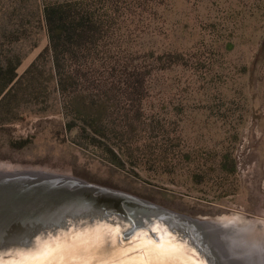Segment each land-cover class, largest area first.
Instances as JSON below:
<instances>
[{"label": "rangeland", "instance_id": "1", "mask_svg": "<svg viewBox=\"0 0 264 264\" xmlns=\"http://www.w3.org/2000/svg\"><path fill=\"white\" fill-rule=\"evenodd\" d=\"M56 1L0 0V62L20 60L19 76L48 45L43 11ZM96 3L101 61L142 75L138 99L99 92L116 133L93 146L94 133L68 130L47 63L0 115L12 120L0 126V170L70 176L195 219L264 220V0Z\"/></svg>", "mask_w": 264, "mask_h": 264}, {"label": "bare ground", "instance_id": "2", "mask_svg": "<svg viewBox=\"0 0 264 264\" xmlns=\"http://www.w3.org/2000/svg\"><path fill=\"white\" fill-rule=\"evenodd\" d=\"M54 180L52 183L42 179L0 181V185L7 188H25L22 183H26L45 197L61 198V201H52L54 207L40 208L37 211L40 215L33 219L24 215L20 218L0 216V256H3L4 264H11L17 252L38 253L41 246L69 237H81L84 241H95V237H100V241L94 248L64 257L68 264H82L83 261L88 264H139L144 257L138 251H132L131 242L135 236L146 243L171 236L186 246L187 259L192 264H245L249 260L264 259V220L249 222L240 216L206 219L210 225L202 224V235H195L180 222L166 216H152L149 208L125 199L111 198L88 188L87 182L80 183L76 178L72 182ZM204 235L210 241L207 248L212 249L215 262L208 259L209 254L204 251L206 247L195 246L188 239L192 237L196 243V236L201 239ZM238 249L243 250L239 252Z\"/></svg>", "mask_w": 264, "mask_h": 264}, {"label": "trees", "instance_id": "3", "mask_svg": "<svg viewBox=\"0 0 264 264\" xmlns=\"http://www.w3.org/2000/svg\"><path fill=\"white\" fill-rule=\"evenodd\" d=\"M43 17L49 42L26 71L20 76L17 74L20 60L15 64L0 62V115L4 111H12L10 103L13 97L20 93L24 96L30 94L41 84V76L49 63L68 119V130L79 126L81 133H94L90 144L99 147L103 137L98 133H116L114 123L102 118L107 108L99 99L102 96L99 92L122 91L125 98L133 101L138 99L137 95L143 89L142 75L134 72L117 74L113 62L108 66L101 61L99 53L107 31L96 0L47 3ZM84 92L89 94L83 95ZM10 122L11 119L0 117V126ZM104 154L111 162L124 167L119 154L112 148L105 149Z\"/></svg>", "mask_w": 264, "mask_h": 264}, {"label": "water", "instance_id": "4", "mask_svg": "<svg viewBox=\"0 0 264 264\" xmlns=\"http://www.w3.org/2000/svg\"><path fill=\"white\" fill-rule=\"evenodd\" d=\"M36 179L38 180L42 179V181L52 183L55 181L54 179H59L60 181L67 180V181L72 182L75 178L72 179L67 176H60V175L57 176L56 174L53 175V174L44 173V172L43 173L34 172V171H11L9 172V171L0 170V181H9V182L10 180L31 181V180H36ZM76 180L79 181L80 183L83 182L79 179H76ZM22 184L25 185V188H15V187L7 188L8 186L6 185H0V216L1 217L20 218L21 215H24V216H28L29 219H33L40 215V213H37V211L40 208L48 209V208L55 206L54 202L52 201L57 200V199H59L58 201H61V198H59L60 196H58L57 198L45 197L44 195L39 194L37 190H33L30 185L26 183H22ZM86 186L91 189L99 190L101 193H103L104 195H108L111 198L114 197V198H118L119 200L125 199L127 201L136 203L140 206L149 208L150 215L155 216V217L156 216H160V217L166 216L167 218L173 219L176 222H180V224L185 226L189 231H192V233L195 235L196 234L198 235V233H201L202 235L203 233L202 224L210 225V223H208L206 219L197 218L198 220H196L194 218L179 215L173 211L165 209L154 203L139 199L137 197H134L132 195H129L123 192H118L115 190L99 187V186L92 185V184L90 186L89 184H87ZM84 200L82 201L91 203L89 202V200H85V201ZM206 230L209 233V230L207 228H205V231ZM196 237H197L196 243L192 237L188 239L192 243H194L195 246H198L199 244L201 246H204V248L206 247L204 251H205V254L206 253L209 254V256L207 255L208 259L215 262L216 258H214L213 254L211 253L212 249L207 248L209 246L210 241H207V238L205 235L201 236V239H199V236H196ZM210 247L213 248L212 245H210ZM220 259H222V257Z\"/></svg>", "mask_w": 264, "mask_h": 264}, {"label": "snow or ice", "instance_id": "5", "mask_svg": "<svg viewBox=\"0 0 264 264\" xmlns=\"http://www.w3.org/2000/svg\"><path fill=\"white\" fill-rule=\"evenodd\" d=\"M99 241L100 237H95V241L69 237L64 241L50 242L41 246L38 253L17 252L11 264H68L64 257H72L85 249L94 248ZM131 243L132 251H138L144 257L139 264H192L187 259L186 246L178 243L171 236L163 240L158 239L155 243H146L135 236ZM0 264H4L3 256H0ZM82 264H88V261H83Z\"/></svg>", "mask_w": 264, "mask_h": 264}]
</instances>
